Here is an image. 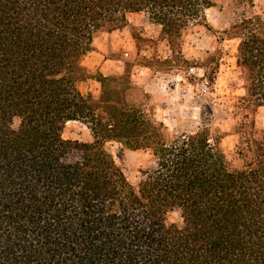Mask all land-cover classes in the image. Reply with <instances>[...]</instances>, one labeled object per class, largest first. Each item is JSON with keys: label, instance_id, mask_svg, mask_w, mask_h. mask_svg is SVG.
Segmentation results:
<instances>
[{"label": "trees", "instance_id": "16d2710c", "mask_svg": "<svg viewBox=\"0 0 264 264\" xmlns=\"http://www.w3.org/2000/svg\"><path fill=\"white\" fill-rule=\"evenodd\" d=\"M226 4L243 8L225 30L239 40L241 163L220 129L169 131L127 106L128 73L84 62L128 13L181 30L215 1L0 0V264H264V15ZM94 79L99 97L79 87ZM138 150L153 164L132 180Z\"/></svg>", "mask_w": 264, "mask_h": 264}, {"label": "rangeland", "instance_id": "374dc122", "mask_svg": "<svg viewBox=\"0 0 264 264\" xmlns=\"http://www.w3.org/2000/svg\"><path fill=\"white\" fill-rule=\"evenodd\" d=\"M213 1L216 6L206 7L181 30H164L145 11L128 13L129 25L102 32L96 38L97 49L84 62L93 72L104 64L106 75L128 73L131 84L126 83L127 106L142 109L169 131L196 130L204 122L210 123L213 135L220 129L224 133L222 146L236 163H241L235 154L239 135L233 133L242 119L236 114L235 104L245 92L236 64L239 40L229 38L225 30L243 8L232 7L222 14L219 6L227 7V0ZM247 10L264 15V0H255L253 9ZM79 87L95 97L102 93V84L95 79ZM257 117V126L264 128V106L258 109ZM75 125L85 128L82 123ZM117 145L114 142L110 147L113 153ZM152 164L148 151L127 153L126 172L132 180L140 176L137 167Z\"/></svg>", "mask_w": 264, "mask_h": 264}, {"label": "crops", "instance_id": "0c3cea01", "mask_svg": "<svg viewBox=\"0 0 264 264\" xmlns=\"http://www.w3.org/2000/svg\"><path fill=\"white\" fill-rule=\"evenodd\" d=\"M104 67H105V65L104 64H102L100 67L98 66L97 68H100V70H103L104 69ZM91 68V67H90ZM103 72V71H102Z\"/></svg>", "mask_w": 264, "mask_h": 264}, {"label": "built area", "instance_id": "2783aa9c", "mask_svg": "<svg viewBox=\"0 0 264 264\" xmlns=\"http://www.w3.org/2000/svg\"><path fill=\"white\" fill-rule=\"evenodd\" d=\"M129 53L127 52L126 55H128Z\"/></svg>", "mask_w": 264, "mask_h": 264}]
</instances>
